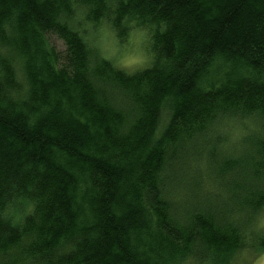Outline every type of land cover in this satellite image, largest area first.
<instances>
[{"label": "trees", "instance_id": "1", "mask_svg": "<svg viewBox=\"0 0 264 264\" xmlns=\"http://www.w3.org/2000/svg\"><path fill=\"white\" fill-rule=\"evenodd\" d=\"M101 23L151 64L117 66ZM263 209L264 0H0V264H234Z\"/></svg>", "mask_w": 264, "mask_h": 264}, {"label": "rangeland", "instance_id": "2", "mask_svg": "<svg viewBox=\"0 0 264 264\" xmlns=\"http://www.w3.org/2000/svg\"><path fill=\"white\" fill-rule=\"evenodd\" d=\"M90 28L92 31L91 34L94 36L95 39H97L99 48L102 53L113 59L115 64L120 68L129 72H133L136 70L143 69L151 64L152 54L148 46L149 37H147V34L142 31V29L137 27L128 28L126 31L125 39L121 41L116 37L117 35L115 31H112L110 26H108L107 24L101 23L99 24V26L93 27V29L92 26ZM51 43L54 44L57 48L62 47L61 42L55 38L51 40ZM254 128V123L250 121H246L244 123L239 124L232 123L231 125L224 127L219 131L221 136L225 137H223L220 141L222 145L221 148L225 147L230 152L239 150L240 147H242V138L246 137L248 135L249 130H253ZM218 149L215 150L214 155L221 152V150L218 151ZM207 161H209V159L205 157L199 161H196L195 164H192V171H194V174L198 172L200 176H203L204 178V187L200 193L203 194V196H206L207 199L210 201L212 197L216 199L218 196V193L216 192L220 191L222 197L225 199V190L223 187H220L219 189L215 186L217 190H214L213 188L211 189V187H209L208 185L209 182L207 181V177H205V174L207 173V168L205 167L206 165H204L207 164ZM216 162H213L214 168L216 166ZM183 190H185V188H183ZM190 196L191 194H185V200H190ZM254 224L256 226L258 224L259 228H264V209L257 216V221ZM233 263L264 264V250L256 252V250L254 249H245V251L238 252V254L233 259Z\"/></svg>", "mask_w": 264, "mask_h": 264}]
</instances>
